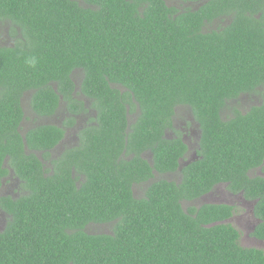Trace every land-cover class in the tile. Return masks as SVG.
Masks as SVG:
<instances>
[{"label": "trees", "instance_id": "1", "mask_svg": "<svg viewBox=\"0 0 264 264\" xmlns=\"http://www.w3.org/2000/svg\"><path fill=\"white\" fill-rule=\"evenodd\" d=\"M0 20L13 37L0 44V184L7 154L29 182L1 202L0 264H264L224 221L234 206L201 200L218 183L243 191L264 239V176L250 174L264 169V0H0ZM77 88L96 115L43 170L25 152L22 98L40 115L62 102L70 126L88 112ZM181 108L201 130L182 170ZM65 132L46 123L25 137L50 158Z\"/></svg>", "mask_w": 264, "mask_h": 264}, {"label": "flooded vegetation", "instance_id": "2", "mask_svg": "<svg viewBox=\"0 0 264 264\" xmlns=\"http://www.w3.org/2000/svg\"><path fill=\"white\" fill-rule=\"evenodd\" d=\"M79 2H83V0H79ZM9 21L8 20H0V44L4 45H11L13 44V37L9 34L8 29ZM77 80V79H76ZM78 81V80H77ZM79 89L77 88L75 91V96L78 98H82L85 102V106L88 108V112H82L78 114H73L72 116L75 117V124L70 126H65L64 123L66 121V117H69L71 113L66 111V105H63L62 102H60V106L58 107L57 111L54 114L50 115H40L33 111V108L31 106V99L32 94L25 93L22 98V104L24 108V116L21 121L20 126V132L24 136V147L25 152L27 155L34 154L40 158V160L43 163V170H46L48 167H52L51 160L54 157H58L61 155L62 151L66 148H73L80 144V138L79 131L89 122L93 116L96 115V111L93 110L91 107V101L86 96L83 95V93L77 94V91ZM91 110L93 112H91ZM46 123H53L57 124L59 126H62L65 128V136L62 138V140L52 149L49 150L50 158H46L45 155H47V152L45 150L41 149H30L26 142L25 133L32 127H36L37 125L46 124ZM182 133L183 138L186 142V139L188 134L196 135L197 136V147H195V150L193 151L194 156L193 159L187 160L185 163L183 162L184 158H181L180 160V170L184 166H186L188 163H190L192 160L197 159L198 157V147H199V140L201 135V130L199 123L193 118V116L189 115L187 119L181 120V122L178 124L177 127ZM168 136L170 137V134L168 133ZM188 145V151L190 152L192 147L186 142ZM187 151L186 157L189 154ZM143 155L148 158L149 160L152 159V154L149 153H143ZM10 154H7L4 158V166L9 169V173H7L5 176H2L1 178V184H0V230L5 229L7 226L8 221L11 218V214L5 209L4 204L2 205L3 199H17L20 198L22 195L29 193L28 184L29 182L25 179L20 178L16 171L14 170L11 162H10ZM157 175H160L159 173H156ZM170 174V173H166ZM251 175L257 176L261 175L264 176V169L263 166L255 168L250 172ZM80 179L76 181L78 187H80L83 182H85V175L81 174ZM223 185V189H221ZM134 190V195L139 196L140 190L139 186H136V184L133 183L132 185ZM224 191H227L229 195V199ZM206 198V200H204ZM207 198H211L212 200H207ZM201 200L208 202V203H226L234 206V211L232 216H229L224 221L226 222H233L235 221L240 226H243L244 228L254 230L256 225L261 221L259 218L256 217L254 213V205L256 203V200L248 199L244 196L243 191L240 193H234L227 187V183H218L212 191L202 196ZM243 210L245 214L241 215V219L244 221H240V219L237 217V213ZM111 224L109 223H101V222H91L87 225V231L91 233H97V232H105L110 233L111 232ZM98 228V229H96ZM102 228V229H100ZM107 228V230H105ZM254 237V236H253ZM257 240H264L254 237Z\"/></svg>", "mask_w": 264, "mask_h": 264}, {"label": "rangeland", "instance_id": "3", "mask_svg": "<svg viewBox=\"0 0 264 264\" xmlns=\"http://www.w3.org/2000/svg\"><path fill=\"white\" fill-rule=\"evenodd\" d=\"M2 30L0 29V31H2ZM246 96L247 95H245L243 98H245ZM247 98H246V102L249 101ZM246 102H244V103L246 104V106H248ZM91 112H93V111L91 110ZM178 114L179 115L181 114L183 116L182 118H179V119H178L179 116L177 117L176 123L178 121V124L181 122L182 119H184V116L190 115L189 110L186 109V108H184V109L181 108L179 110ZM177 127H178V125H177ZM168 133L170 134V137L171 138L174 137V136H177L176 135V131H174V130H170ZM187 138L188 139H186V142L192 147V149H191L190 152L188 151L189 154L187 155V157L186 156L184 157V160H183L184 163L187 160L193 159V156H194L193 151L195 150V147H197V139H198L196 135H192V134H188ZM176 175H177L178 180H179L180 179V175L179 174H176V173L175 174H173V173L166 174L163 177H171L172 178V177H175ZM221 189H223V185H222ZM224 192H225V194L227 195V197L229 199V195L227 194L228 192L227 191H224ZM208 199L209 200H212L211 198H207V200ZM204 200H206V198H204ZM242 214H245V212L243 210H240L237 213V217L240 219V221H242V223H244V221L241 219V215ZM231 223L240 231V244L242 246H245V247H255V248H258V249H261V250L264 251V240H257V239L254 238L255 236H254L253 232H254L255 229L254 230H251L250 228L249 229L244 228L243 226H240L239 224H237L235 221H233ZM96 229H98V228H96ZM100 229H102V228H100ZM105 230H107V228H105Z\"/></svg>", "mask_w": 264, "mask_h": 264}]
</instances>
